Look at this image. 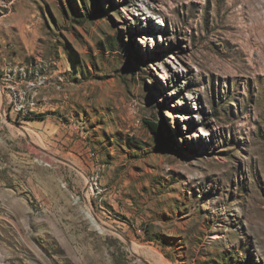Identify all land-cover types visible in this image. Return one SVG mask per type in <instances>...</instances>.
<instances>
[{"label":"rangeland","instance_id":"374dc122","mask_svg":"<svg viewBox=\"0 0 264 264\" xmlns=\"http://www.w3.org/2000/svg\"><path fill=\"white\" fill-rule=\"evenodd\" d=\"M245 4L0 0V50L14 16L37 30L0 59V264H264V6Z\"/></svg>","mask_w":264,"mask_h":264},{"label":"crops","instance_id":"0c3cea01","mask_svg":"<svg viewBox=\"0 0 264 264\" xmlns=\"http://www.w3.org/2000/svg\"><path fill=\"white\" fill-rule=\"evenodd\" d=\"M18 1L21 2V0ZM12 20L14 21L10 26L15 39L11 44H6V46L0 50V59H3L5 62L7 60L10 61L11 58H17L19 55L29 53L32 48L30 44L25 43L24 37H26V35L34 37L37 34L36 26L31 24L32 20L31 22L27 23L26 21H22V19H20L18 16H14ZM6 64L8 63H4V65Z\"/></svg>","mask_w":264,"mask_h":264},{"label":"bare ground","instance_id":"6f19581e","mask_svg":"<svg viewBox=\"0 0 264 264\" xmlns=\"http://www.w3.org/2000/svg\"><path fill=\"white\" fill-rule=\"evenodd\" d=\"M250 6H253L255 8H257L259 6H264V2H260V3L257 2V3H255L253 0H246V4H245L246 9H248V7H250ZM252 11L255 12L257 10L256 9H253ZM257 18L260 21V27H261L260 34L262 36V42L264 44V10H260L259 11V13L257 14ZM249 19L252 21V18L251 17ZM262 58L264 59V56ZM7 77H10V76H7ZM10 89H11V92H10V95H9V102L11 103V101L13 100V98H14V100L18 98V89H15V86L14 85L11 86ZM23 130L26 131L25 128H23ZM88 213L90 214V217H91L90 220L92 221L93 225L96 226V228L99 229L100 231H105L106 229L103 226L102 222L99 221L98 219H96L95 217H93V215H92V213L90 211H88ZM132 250H133V252H136L134 249H132Z\"/></svg>","mask_w":264,"mask_h":264},{"label":"built area","instance_id":"2783aa9c","mask_svg":"<svg viewBox=\"0 0 264 264\" xmlns=\"http://www.w3.org/2000/svg\"><path fill=\"white\" fill-rule=\"evenodd\" d=\"M11 82L13 84L14 80H11ZM36 84H37V82H35V81L34 82H29V84H27L29 87L28 86L27 87L29 89H31V88L34 89L36 87ZM26 91H27V89L26 90H18V98H19V103H20V105L18 106V109H20L22 107L21 99H23L25 97Z\"/></svg>","mask_w":264,"mask_h":264},{"label":"water","instance_id":"95a60500","mask_svg":"<svg viewBox=\"0 0 264 264\" xmlns=\"http://www.w3.org/2000/svg\"><path fill=\"white\" fill-rule=\"evenodd\" d=\"M145 264H148L146 261H143Z\"/></svg>","mask_w":264,"mask_h":264}]
</instances>
